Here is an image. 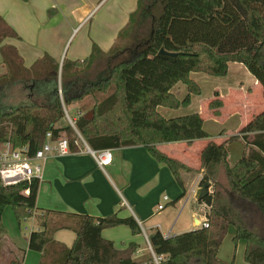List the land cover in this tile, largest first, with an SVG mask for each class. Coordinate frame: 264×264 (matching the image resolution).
<instances>
[{
	"label": "trees",
	"instance_id": "1",
	"mask_svg": "<svg viewBox=\"0 0 264 264\" xmlns=\"http://www.w3.org/2000/svg\"><path fill=\"white\" fill-rule=\"evenodd\" d=\"M9 37H18V33L0 15V52L7 68L0 75V90L14 81L31 80L38 88H48L52 97L48 103L0 106V145L10 142L14 149L28 146L34 155L46 141L47 132L58 139L74 131L70 123L57 126L65 117L64 105L101 93L103 97L97 98L91 109L74 119L78 131L94 150L145 145L157 161L171 169L182 189L177 200L186 194L182 172L192 168L145 138L152 105L159 99L170 108L189 105L192 93H201L194 80H190V91L182 100L171 89L205 56L216 62L244 64L262 84L264 94V0H150L146 5L139 0L129 24L119 34L122 40L128 38L124 44L117 43L109 52L94 44L86 59H65L61 73L59 62L49 54L27 68L18 49L5 43ZM161 48L176 56L160 55ZM101 67H105L103 74ZM94 68L100 74L90 80L93 77L85 73ZM222 105L220 99L210 103L215 115H220ZM236 140L244 142V153L231 163L229 145ZM201 167V184L208 183L211 188L200 199L210 208L206 214L210 227L171 237L157 230L139 254L137 242L120 250L102 236L103 229L118 225L142 234L134 216L73 214L78 219L77 238L65 250L62 264H227L218 252L231 225L235 227V245L245 242L246 262L264 264V111L239 134L221 143H208L201 153ZM40 182L35 177L31 183L4 186L0 180V238L7 234L3 222L6 206H12L18 221L34 215ZM27 188L28 195L24 192ZM50 211L38 216L41 228L30 235L32 250L46 249Z\"/></svg>",
	"mask_w": 264,
	"mask_h": 264
},
{
	"label": "crops",
	"instance_id": "2",
	"mask_svg": "<svg viewBox=\"0 0 264 264\" xmlns=\"http://www.w3.org/2000/svg\"><path fill=\"white\" fill-rule=\"evenodd\" d=\"M138 5L139 0H0V15L18 33V37H9L5 43L15 46L25 66L30 68L45 54L51 55L57 62L84 60L90 56L94 44L103 52L111 51L117 43L124 44L128 38L122 40L119 34L129 24ZM232 65L246 71L248 83L237 81L230 94L223 95L215 80L228 77L233 71ZM91 70L85 74H90V77L100 74L96 69ZM6 71L0 52V75ZM190 80H194L202 92L204 86H208L209 95L198 99V95L192 93L189 105L178 108L166 107L163 99H159L150 108L144 128L145 138L192 168V171L182 172L186 187L184 197L177 200L182 189L171 169L166 163L157 161L145 145L112 148V162L102 167L88 151L90 146L86 141H74L70 154L51 156L40 162L42 177L37 209L32 217L24 219L30 222V228L25 229L21 243L18 235L10 233L0 238V264H62L65 250L71 248L77 238L78 219L73 214L105 217L118 213L122 217L134 216L142 234H133L129 226L118 225L103 229L102 236L112 240L120 250L127 248L130 242H137L140 245L139 254L150 242L144 232L148 238L157 230L165 237H171L199 228L198 221L204 220L210 209L192 192L199 174L204 171L201 167L203 149L211 141L221 143L239 134L255 115L264 111V99L259 111L252 112L257 107L250 105L249 95L255 88L263 94V86L244 64L233 60L216 62L205 56L171 92L180 100L184 99L190 91ZM14 85L20 86L18 103L10 96V88ZM0 92H5V96L1 95L0 106L7 108L35 101L48 103L52 97L48 88H38L31 80L8 83ZM228 96L246 104L243 105L246 112L244 118L241 115L245 112L240 108L225 114ZM86 97L68 106L74 113V119L76 109ZM217 99L223 102L218 108L220 115H215L216 109L210 106ZM236 115L239 116L237 128L232 133H228L229 129L215 130L212 124L208 125L209 122H226ZM65 125L64 119L57 123L59 127ZM62 137H67L66 133ZM2 147L3 144L0 151ZM229 149L240 158L244 153V142L233 141ZM166 195L168 200H164ZM160 204L164 207L159 208ZM9 206L3 212V222L14 231V211ZM45 210H51L46 219L49 241L46 249L39 252L29 248V240L31 233L41 228L38 216ZM234 236L235 229H229L219 249L218 257L225 263H229L236 249L237 256H245V242L239 241L235 245Z\"/></svg>",
	"mask_w": 264,
	"mask_h": 264
},
{
	"label": "built area",
	"instance_id": "3",
	"mask_svg": "<svg viewBox=\"0 0 264 264\" xmlns=\"http://www.w3.org/2000/svg\"><path fill=\"white\" fill-rule=\"evenodd\" d=\"M60 93L61 90H60ZM68 119L75 127L74 120L68 115ZM79 138L84 142V138L79 133ZM79 142L75 140V143ZM88 151L95 157L98 164L102 167L108 165L113 160V153L111 148H105L100 150H93L89 147ZM30 150L28 146L22 148L14 149L10 142L3 144L2 150L0 151V180L4 186H13L22 182L31 183L32 180L37 177H42V166L40 162L45 161L51 156H65L72 152L71 142L67 137H60L54 139L51 131L47 132L46 141L40 147L34 155H30ZM203 178V173L199 174L196 180V187L192 189L195 194L201 188V180ZM211 191V190H210ZM25 194L30 193V189L24 190ZM169 197L164 196V200H168ZM164 204H160L159 208H163ZM197 226L199 227H210V222L208 218L202 221H198ZM147 241L149 238L144 232ZM157 259V258H156ZM158 261V260H157Z\"/></svg>",
	"mask_w": 264,
	"mask_h": 264
},
{
	"label": "rangeland",
	"instance_id": "4",
	"mask_svg": "<svg viewBox=\"0 0 264 264\" xmlns=\"http://www.w3.org/2000/svg\"><path fill=\"white\" fill-rule=\"evenodd\" d=\"M150 3V0H144V4H149ZM158 9H156L157 11ZM139 30H141V25L140 27L138 26ZM69 46V45H68ZM68 49V48H67ZM67 51V50H66ZM114 61V60H113ZM64 60H62L61 62H59L60 66H59V71L61 73V68H62V64H63ZM96 69V68H94ZM105 69V67H101L100 68V72H103ZM97 70V69H96ZM232 72L231 74L226 77V78H222L221 80H215L216 83H218L223 95L224 93H227L228 95L230 94V89L232 88H235V84L237 81H244L245 83H248V75L246 73V71H243V70H240L237 68V66L235 65H232ZM92 71V70H91ZM83 72V71H82ZM95 79V77L93 78H90V80H93ZM19 90H20V86L19 85H14L10 88V96L12 97V99L14 100V102L16 101V103H18V100H19ZM1 95L2 96H5V92L4 93H1L0 92V98H1ZM195 95H198V99L201 97H206L207 95H209V87L208 86H204L203 88V92H202V89H201V94H195ZM199 95H202V96H199ZM234 96V95H233ZM233 96H228V99H229V102H227V106L225 108V114L226 115H229L231 112H235L237 108H240L244 111V106H246V104H242L240 103V101L236 100V99H232ZM239 96H241V94H239ZM103 97V94L101 93H98L97 95H89L87 96L84 100V102H81L79 107L76 109V116L81 113V112H84L86 110H89L91 109L95 102H96V99L97 98H102ZM246 97V96H244ZM262 98L264 99V96L263 94H261V91L257 88H255L249 95V103L251 106H256L257 109L256 110H253L252 109V112L256 111L258 112L259 108L262 107ZM11 99V98H9ZM245 98H243L244 100ZM251 109L248 110V112L250 113ZM64 111H65V117L63 118L64 119V122H65V126H67V124L70 123L69 119H68V115L74 120V113L69 109V107H67L66 105H64ZM245 112V111H244ZM246 115V112L243 113L241 115V117H245ZM75 116V118H76ZM239 118L238 115H236L235 117H229L228 121L226 122H222V123H212V122H209V124H212L213 127L215 130H218V129H221V128H226V129H229L228 130V133H232V131H235V129L237 128V119ZM62 119V120H63ZM71 124V123H70ZM73 126V125H72ZM74 128V131L73 132H67L66 133V136L69 140H72L73 138L82 142V139L79 138V134H78V129L76 128V125L75 127L73 126ZM80 133V132H79ZM81 134V133H80ZM83 137V136H82ZM84 138V137H83ZM85 140V139H84ZM86 141V140H85ZM243 144V143H242ZM239 158H237V156H235V154L233 152H230L229 154V160L231 163H235ZM187 197V196H186ZM187 198L183 199L182 202H184ZM191 201V200H190ZM190 201L188 202L187 206L190 204ZM9 208L11 210L14 211V209L12 208V206ZM185 211V210H184ZM15 214V212H14ZM13 214V218L15 220V228H14V231L13 229L11 228V226H8L6 227L7 229V234L6 235H12V236H17V239L18 241L21 243L22 239H23V233L25 231V229H29L30 228V222H27V221H24V219L20 222V224L18 223V219L16 217V215ZM185 214V213H184ZM184 214H182L184 217ZM181 217V219H182ZM27 219V218H26ZM235 227L233 225H231L230 229L233 230ZM144 237V235H143ZM144 240H145V237H144ZM148 245V242L145 244V246ZM235 246V245H234ZM239 246V244H238ZM227 264H250L248 262L245 261V259L242 257V256H237V249L234 251L232 257H231V260L229 261V263Z\"/></svg>",
	"mask_w": 264,
	"mask_h": 264
},
{
	"label": "water",
	"instance_id": "5",
	"mask_svg": "<svg viewBox=\"0 0 264 264\" xmlns=\"http://www.w3.org/2000/svg\"><path fill=\"white\" fill-rule=\"evenodd\" d=\"M160 55H164V56H168V57H174L176 56L175 53H170L168 51H166L164 48H161V50L159 51ZM208 187L209 184L206 183L203 187H201L198 191V198L202 199L204 196H206L208 194Z\"/></svg>",
	"mask_w": 264,
	"mask_h": 264
},
{
	"label": "bare ground",
	"instance_id": "6",
	"mask_svg": "<svg viewBox=\"0 0 264 264\" xmlns=\"http://www.w3.org/2000/svg\"><path fill=\"white\" fill-rule=\"evenodd\" d=\"M204 185H202L201 187H203ZM199 191V190H198ZM210 191H209V187H208V193H209ZM197 197H198V193H197ZM207 218V217H206Z\"/></svg>",
	"mask_w": 264,
	"mask_h": 264
}]
</instances>
